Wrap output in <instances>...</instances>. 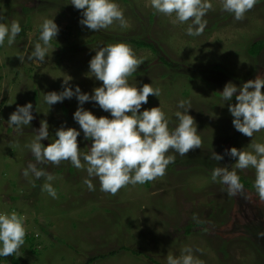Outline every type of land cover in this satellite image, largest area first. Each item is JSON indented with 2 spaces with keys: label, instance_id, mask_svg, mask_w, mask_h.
<instances>
[{
  "label": "rangeland",
  "instance_id": "374dc122",
  "mask_svg": "<svg viewBox=\"0 0 264 264\" xmlns=\"http://www.w3.org/2000/svg\"><path fill=\"white\" fill-rule=\"evenodd\" d=\"M115 2L127 27L115 21L93 32L79 23L81 11L71 0H0V23L10 26L16 20L21 26L13 44L6 38L0 45V213L16 212L26 230L24 244L13 255L20 264H167L169 254L179 258L189 247L201 264H264V236L259 235L264 233V200L254 187L256 171L237 169V158L225 151L236 147L255 154L251 145L264 143V130L252 138L237 131L228 110L235 96L224 101L220 93L229 81L239 90L244 82L264 77V0H257L239 21L222 10L221 0H210L213 7L203 18L206 26L199 36L187 34L191 20L174 23L175 14L158 13L150 0ZM45 18L54 19L59 33L43 62L29 60L35 44H42L40 25ZM130 39L144 40L154 50L137 47ZM117 42L129 45L143 61L128 83L138 88L148 83L160 90V96L150 95L140 111L160 107L171 130L178 123L175 113L183 111L179 102H188L202 147L183 156L170 150L166 156L175 160L163 177L129 184L112 195L101 191L97 177L88 176L87 165L77 169L70 161L37 163L27 145L44 120L49 139L42 144L54 141L63 125L80 132L81 154L89 151L92 141L73 119L79 106L76 97L50 106L44 96L63 91L68 76L73 90L79 85L91 95L102 85L88 76L94 48ZM252 42L261 43L255 55L247 52ZM18 56H24L22 63ZM160 58L178 62L181 68L171 70ZM28 102L34 119L18 130L9 124L10 114ZM83 107L97 117L111 118L93 101ZM212 151L223 159H211ZM29 162L55 179L49 182L31 173L25 177ZM216 167L236 171L248 186L240 184L229 194L221 178H212ZM86 179L94 190L88 189ZM45 183L52 184L55 198L42 190Z\"/></svg>",
  "mask_w": 264,
  "mask_h": 264
},
{
  "label": "clouds",
  "instance_id": "9594fccd",
  "mask_svg": "<svg viewBox=\"0 0 264 264\" xmlns=\"http://www.w3.org/2000/svg\"><path fill=\"white\" fill-rule=\"evenodd\" d=\"M151 7L158 13L172 16L175 14V22L184 23L189 20L192 23L187 28V34L199 36L203 33L206 21L203 19L206 13L212 9L210 0H150ZM257 3V0H221L222 10L233 13L239 21ZM71 5L81 11L79 23L90 31L107 29L115 21L120 22L121 27H127L123 11L115 0H71ZM40 41L36 43L34 51L28 55V59H36L43 62L48 53L50 42L56 39L59 27L54 19L45 18L40 25ZM21 32L18 21L13 20L9 25L0 23V45L7 38L8 44L14 43L16 36ZM95 55L89 61L90 77L101 81L102 85L95 87L92 94L82 92L79 85L73 88L69 81L71 76L62 81L63 91H50L45 93V102L52 106L71 99L73 96L78 101V107L73 119L78 122L84 133L85 139L91 140L89 151L81 154L78 145L80 132L73 127L61 125L55 132V140L46 146L42 140L49 139V125L42 120L36 130L37 135L27 147L30 148L37 163H51L59 165L62 161H70L77 169H84L89 177H97L101 191L115 195L121 188L132 184H144L163 177L166 168L175 160L174 156H166L170 150L180 155H186L191 150L202 147V140L198 135L197 124L193 116L188 113V102L180 101L177 111V125L169 129L168 121L160 107H151L140 111L142 104L148 103L150 95L160 96L159 89H153L145 83L142 87L132 86L128 83V77L143 63L138 59L132 48L123 42L111 43L98 49L94 48ZM21 63L24 56H18ZM264 77L256 76L238 86L231 81L227 82L220 92L224 101H231L235 96V103L228 105L234 128L241 134L251 137L254 132L264 130ZM238 93V94H237ZM93 101L101 109L111 113L107 116L97 117L90 110H86L85 102ZM31 102L18 105L10 114V125H16L18 130L21 125H30L34 119ZM254 153L232 147L226 149V153L237 158V169L252 167L256 171L254 187L261 200H264V143L251 145ZM81 156L84 163L81 162ZM211 159L220 161L221 154L212 151ZM31 173L37 179L46 177L51 182L55 177L43 169L37 168L35 163L29 162L23 175L27 177ZM221 178V182L228 185L229 194L234 193L242 186L236 171H229L227 167H216L212 172V178ZM85 184L89 190H94L90 179ZM42 190L53 198L56 191L51 183H45ZM26 230L23 225V217L16 212L0 213V256H10L20 249L25 242ZM264 236V233H259ZM167 264H201L192 255V249L186 247L179 258L171 254L167 257Z\"/></svg>",
  "mask_w": 264,
  "mask_h": 264
},
{
  "label": "trees",
  "instance_id": "16d2710c",
  "mask_svg": "<svg viewBox=\"0 0 264 264\" xmlns=\"http://www.w3.org/2000/svg\"><path fill=\"white\" fill-rule=\"evenodd\" d=\"M132 44H135L137 47H148L151 50H154V48L152 47V45H150L149 43L145 42L144 40H129ZM261 49V43L259 42H252L248 48H247V52L249 55H255L259 52V50ZM161 61L165 64L166 67H168L171 70H178L181 68V65L178 62L175 61H164L163 58H160ZM214 69L217 68V66H213ZM239 183L246 187L248 186V183H246V181L241 180L239 181ZM188 230V229H187ZM31 244H28V248H30ZM32 248V247H31ZM31 251H34L33 249H29ZM0 260L4 263V264H20L18 262V258L16 256H14L13 254L7 257H2L0 256Z\"/></svg>",
  "mask_w": 264,
  "mask_h": 264
},
{
  "label": "built area",
  "instance_id": "2783aa9c",
  "mask_svg": "<svg viewBox=\"0 0 264 264\" xmlns=\"http://www.w3.org/2000/svg\"><path fill=\"white\" fill-rule=\"evenodd\" d=\"M0 264H4V263L0 260Z\"/></svg>",
  "mask_w": 264,
  "mask_h": 264
}]
</instances>
